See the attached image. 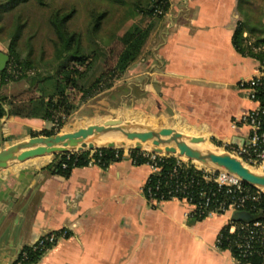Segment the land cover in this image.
Masks as SVG:
<instances>
[{
    "label": "crops",
    "instance_id": "0c3cea01",
    "mask_svg": "<svg viewBox=\"0 0 264 264\" xmlns=\"http://www.w3.org/2000/svg\"><path fill=\"white\" fill-rule=\"evenodd\" d=\"M168 1L157 18L158 41L124 76L85 100L68 88L77 105L68 117L74 121L59 129L41 116L8 113L0 119V147L46 129L103 123L133 106L140 116L199 127L219 147L245 143L251 128L241 117L258 103L238 85L264 64L242 54L233 34L242 26L244 42L264 51V0ZM5 44L0 38V50L8 53ZM39 95L25 79L2 83L0 75V102ZM73 122L80 125L73 128ZM53 159L45 155L0 169V264H12L43 233L64 229L67 235L35 264H242L217 245L233 214L196 220L187 201L148 199L144 189L152 170L135 164L129 151L106 168L76 166L68 177L48 168Z\"/></svg>",
    "mask_w": 264,
    "mask_h": 264
},
{
    "label": "trees",
    "instance_id": "16d2710c",
    "mask_svg": "<svg viewBox=\"0 0 264 264\" xmlns=\"http://www.w3.org/2000/svg\"><path fill=\"white\" fill-rule=\"evenodd\" d=\"M29 0H0V21L4 12L13 10L22 2ZM39 5H46L47 0H35ZM157 5L163 7L166 12L169 7L168 0H146L141 4V12L148 15H155L154 9ZM138 6V5H137ZM74 9L62 11L53 10L48 18L49 26L54 34L51 39L53 52L50 59L42 65V58L34 60L31 51L24 53L19 47V38L23 23H15L14 30L8 41L9 62L6 68L0 73L2 83L10 80L25 79L31 87H39V96H31L23 101H14L1 98L0 119L8 114L19 116H41L44 119L57 122L60 129L76 109L77 105L70 101L69 87H74L81 93V100L92 97L98 92L110 88L116 79L124 76L129 68L140 58L143 47L151 33L152 23L147 27L135 23L118 36L110 47L109 54L103 59V67L100 72L97 69V62L100 59L96 50L86 51L82 44V34L72 31L68 28V21L72 17ZM106 15L103 13L91 14L90 33L100 29L101 19ZM162 16V15H161ZM157 16V17H161ZM0 27V33L2 31ZM242 26H239L233 34V43L235 47L245 55H250L264 64V51L255 50L254 44H247L242 38ZM98 32V31H97ZM255 44H258L256 42ZM12 65L20 71L17 77L7 79L8 67ZM30 70H32L30 72ZM46 84H52L53 89H49ZM4 104H8L9 109H5ZM55 129H46L36 132L34 135H51L57 133ZM1 144V139H0ZM122 148L115 147H97L91 154L90 150L77 153H58L55 154L53 161L48 168L68 177L72 168L89 164H98L102 167H108L114 161L121 160L124 156ZM130 157L135 164L145 162V157L139 149L133 148L129 151ZM63 164L66 165L63 168ZM160 171L149 176L145 185V195L148 199L155 198L157 201L169 200L174 197L182 199L187 196L190 203L196 206L191 212V216L196 220H202L209 216L210 212H221L219 203L225 201L226 206L231 201V195L224 188L219 189L217 185L203 179V171L195 168L193 165L188 167L180 166L175 156H169L159 161ZM177 167L178 172L174 173ZM172 172L174 176H172ZM179 182L189 184L184 191H174ZM251 192H257V199L248 201L245 207L236 210L233 213L234 223L245 222L238 214L248 213L253 220H264V192L255 186L247 185ZM207 192V197L202 196V192ZM152 193V197H150ZM221 241L217 243L221 249H228L234 257L242 264H264L263 257L256 249L253 253L245 256L240 255V251L234 245L237 234L229 233L228 226H224L220 232ZM51 246H40L38 244L26 245L19 253L17 259L21 264H35ZM14 264V262L12 263Z\"/></svg>",
    "mask_w": 264,
    "mask_h": 264
},
{
    "label": "rangeland",
    "instance_id": "374dc122",
    "mask_svg": "<svg viewBox=\"0 0 264 264\" xmlns=\"http://www.w3.org/2000/svg\"><path fill=\"white\" fill-rule=\"evenodd\" d=\"M145 2L146 0H47L46 5H39L35 0H29L20 3L11 11L4 12L3 18L0 21V27L3 28L0 33V38L4 39L6 49H8V41L14 30L15 23H23L18 47L25 54L31 51L32 58L37 60L36 62L40 63L38 60L42 58L41 62L42 65H44L50 59L53 52L51 39H53L54 34L48 22L50 13L55 9H61L63 12L74 9V13L68 21V28L82 34V44L86 51L96 50L98 52L100 59L97 62V69L98 72H100L103 67V59L108 56L113 41L118 36L123 35L133 24L137 23L142 27H147L152 23L153 29L143 47L141 56L150 52L158 41L159 35L154 36V30H156L159 25L157 23L158 17L157 15L151 16L141 12L140 8H143L141 4ZM93 11L96 13L105 12L106 15L101 19L100 29L97 30L98 32L90 33V28H92L91 14ZM46 86L51 90L53 89L52 84H46ZM116 116H119L117 118L122 119L124 123L130 122L136 126L159 129L169 125L181 131L186 138L193 135H203L207 137L204 143L207 145L209 144L208 149H213L219 153H225L222 147L217 146L210 139L209 135L201 131L199 127L195 128L177 125L172 122L167 123L168 121H163L153 116H140L137 115L134 106L129 107L123 114H116ZM72 121H74V119L68 118L65 125ZM78 125H80L78 122H73L71 127L74 128ZM81 125H87V122L81 123ZM68 126L70 127V125ZM120 140L121 139L118 141ZM105 143L106 142H102L99 143V145ZM127 144L132 145L130 142ZM149 145L152 144L150 143ZM144 148L151 149L150 146H144ZM256 171L259 173L261 172L258 169ZM260 190L263 191L264 188Z\"/></svg>",
    "mask_w": 264,
    "mask_h": 264
},
{
    "label": "water",
    "instance_id": "95a60500",
    "mask_svg": "<svg viewBox=\"0 0 264 264\" xmlns=\"http://www.w3.org/2000/svg\"><path fill=\"white\" fill-rule=\"evenodd\" d=\"M9 54L0 50V73L6 68ZM115 134L122 137L120 141H107L103 145L97 144L96 137ZM126 140L132 145H128ZM204 136L193 135L186 138L181 131L171 126L159 129L142 127L124 123L120 118H109L103 123H91L73 131L57 132L51 135H36L28 139L0 147V169L16 161H26L32 158L55 155L69 151L92 150L97 147L129 146L136 149L150 146L155 152H166L201 162L214 168L222 169L241 178L244 182L259 189L264 188V173L251 170L240 158L224 151H200L193 144L203 142ZM152 145H149V144ZM264 191V190H263ZM244 221H251L253 217L248 213L238 214Z\"/></svg>",
    "mask_w": 264,
    "mask_h": 264
},
{
    "label": "built area",
    "instance_id": "2783aa9c",
    "mask_svg": "<svg viewBox=\"0 0 264 264\" xmlns=\"http://www.w3.org/2000/svg\"><path fill=\"white\" fill-rule=\"evenodd\" d=\"M164 13L165 11L162 6L157 5L155 7V15L161 16ZM31 71L32 70H30V72ZM7 73V79L10 80L12 77H17L20 74V71L14 66L10 65L8 67ZM238 87L242 91L246 92L250 99L256 101L258 103V107L241 117L242 124H247L251 128V134L248 137L247 141L242 144L231 143L223 146L222 149L240 158L245 164L264 173V68L260 69L253 77L240 80ZM56 126H58L57 122ZM115 148H122L124 153L130 151V149H133V147L122 146H116ZM139 150L141 151L143 157L146 158L144 163H147L150 166L152 170L151 174L160 171V160L169 156H175L177 157L178 164L180 166L184 165L188 167L190 165H193L195 168L203 171L202 177L204 180L212 182L213 184L217 185L219 189L224 188L225 191L231 195L230 203L226 206L225 201L220 202L219 207L221 208V212L212 211L210 212L209 216L212 214H233L236 210L245 207L248 201H254L258 197V191L251 192L248 189V184L246 182H244L236 175L225 170L210 167L196 160L188 159L186 157L178 156L175 154L166 152L159 153L148 148H141ZM90 151L92 154L95 149H92ZM77 152L81 151L73 150L65 153ZM65 167L66 165L63 164V168ZM177 172V167H175L174 173ZM174 173L172 172V176H174ZM188 186L189 184L186 182H179L176 185L174 191L182 192L186 188H188ZM201 194L203 197H207V201L209 200L207 192L204 191ZM152 196V193H150V197ZM182 200L190 203V200L187 196H184ZM190 204L193 206V209L196 208L194 204ZM232 217L233 216L231 215L224 226H228L229 233L237 234L238 237L234 241V245L240 251V255L245 256L249 253H253L257 249L262 255L264 261V220L234 223ZM67 233V229H64L60 232H45L38 238V240L34 244L45 247L48 245L53 246L60 238L65 237ZM220 241L221 234H219L217 237V243ZM14 264H21V261L16 259L14 261Z\"/></svg>",
    "mask_w": 264,
    "mask_h": 264
},
{
    "label": "bare ground",
    "instance_id": "6f19581e",
    "mask_svg": "<svg viewBox=\"0 0 264 264\" xmlns=\"http://www.w3.org/2000/svg\"><path fill=\"white\" fill-rule=\"evenodd\" d=\"M119 139H122V137H120V136H116L115 134H107V135H102V136H99V137H96L95 139H94V141L97 143V144H99V143H102V142H107V141H111V140H119ZM204 141L203 142H200V143H197V144H193V146L195 147V148H197V149H199L200 151H213V149H208V145L207 144H205L204 142L206 141V137H204ZM128 142H130V141H128V140H126V143H128ZM199 144H201V145H199ZM199 145V146H198ZM211 146V145H210ZM247 165V164H246ZM251 170H253V171H255V172H257V173H259L258 171H256V170H254L255 168H253V167H251V166H249V165H247Z\"/></svg>",
    "mask_w": 264,
    "mask_h": 264
}]
</instances>
